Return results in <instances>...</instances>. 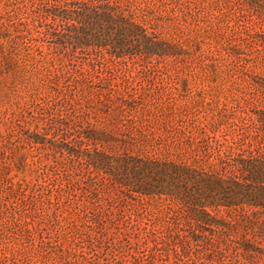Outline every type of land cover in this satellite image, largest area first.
<instances>
[{"label": "rangeland", "instance_id": "obj_1", "mask_svg": "<svg viewBox=\"0 0 264 264\" xmlns=\"http://www.w3.org/2000/svg\"><path fill=\"white\" fill-rule=\"evenodd\" d=\"M0 264H264V0H0Z\"/></svg>", "mask_w": 264, "mask_h": 264}]
</instances>
